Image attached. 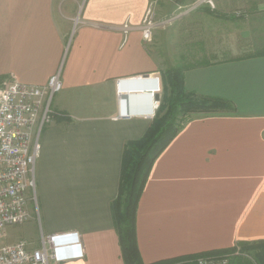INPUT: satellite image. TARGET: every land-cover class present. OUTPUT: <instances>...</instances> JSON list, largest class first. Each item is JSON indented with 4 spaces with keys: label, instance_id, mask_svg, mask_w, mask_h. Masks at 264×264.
Listing matches in <instances>:
<instances>
[{
    "label": "crops",
    "instance_id": "0c3cea01",
    "mask_svg": "<svg viewBox=\"0 0 264 264\" xmlns=\"http://www.w3.org/2000/svg\"><path fill=\"white\" fill-rule=\"evenodd\" d=\"M215 1L223 9L225 0ZM236 2L242 4L229 11L248 23L234 37L264 46V0ZM150 6L0 0V75L42 85L62 67L63 89L54 96L35 170L41 223L30 204L34 214L22 231L34 246L41 232L78 231L84 257L64 264H125L111 209L123 151L148 130L153 102L162 98L152 95L155 78L174 66L143 38ZM127 21L133 30L126 35ZM204 60L181 61L186 90L226 98L236 112L192 117L156 159L137 211L145 263L264 241V55ZM119 91L130 117H119Z\"/></svg>",
    "mask_w": 264,
    "mask_h": 264
},
{
    "label": "built area",
    "instance_id": "2783aa9c",
    "mask_svg": "<svg viewBox=\"0 0 264 264\" xmlns=\"http://www.w3.org/2000/svg\"><path fill=\"white\" fill-rule=\"evenodd\" d=\"M151 6L141 24L144 40H149L156 26ZM79 20H76V24ZM122 30L127 35L133 26L127 21ZM152 91L162 92L160 77ZM63 89L62 67L42 85L24 83L7 77L0 83V264H64L84 257L83 240L78 231L43 233L38 245L21 239L4 241L9 227L28 222L33 217L41 223L36 194L35 170L41 151V136L54 120V96ZM119 117H130L127 99L119 91ZM159 101L153 105L158 109ZM176 264V263H173ZM193 264H231L230 257H198Z\"/></svg>",
    "mask_w": 264,
    "mask_h": 264
},
{
    "label": "trees",
    "instance_id": "16d2710c",
    "mask_svg": "<svg viewBox=\"0 0 264 264\" xmlns=\"http://www.w3.org/2000/svg\"><path fill=\"white\" fill-rule=\"evenodd\" d=\"M204 11L212 14L209 8ZM246 55H264V48H251ZM207 63L208 61L203 60L199 65ZM5 78L6 75H0V83ZM163 92L148 130L141 138L129 140L125 144L118 195L111 205L114 227L119 236L125 264H193L201 256H228L231 264H264V241L240 242L231 249L182 255L152 263L143 261L138 247L137 211L156 159L192 118L188 117L189 114L236 112L234 104L226 98L198 95L186 90L185 67L181 64L168 67L164 71Z\"/></svg>",
    "mask_w": 264,
    "mask_h": 264
},
{
    "label": "rangeland",
    "instance_id": "374dc122",
    "mask_svg": "<svg viewBox=\"0 0 264 264\" xmlns=\"http://www.w3.org/2000/svg\"><path fill=\"white\" fill-rule=\"evenodd\" d=\"M234 1L225 0L223 9H217L215 0H151V17L156 26L151 30L149 40H146L148 48L160 54L167 65L182 64L181 61L183 64L199 65L205 58L225 59L249 53L254 46L250 48L234 37L248 23L237 17L241 13L229 11L230 8L236 10V6L242 4ZM219 5L222 6L221 3ZM208 8L212 14L204 11ZM218 42L222 44L220 49L217 47ZM262 47L256 44L254 48ZM166 69L160 78L162 95L163 73ZM196 115L200 114L194 112L188 117ZM24 226L25 223L9 227L4 241L10 244L27 239L22 231ZM34 231L33 227L32 232L36 234Z\"/></svg>",
    "mask_w": 264,
    "mask_h": 264
},
{
    "label": "water",
    "instance_id": "95a60500",
    "mask_svg": "<svg viewBox=\"0 0 264 264\" xmlns=\"http://www.w3.org/2000/svg\"><path fill=\"white\" fill-rule=\"evenodd\" d=\"M144 77H147V75H145ZM156 98L159 99V95H157Z\"/></svg>",
    "mask_w": 264,
    "mask_h": 264
}]
</instances>
